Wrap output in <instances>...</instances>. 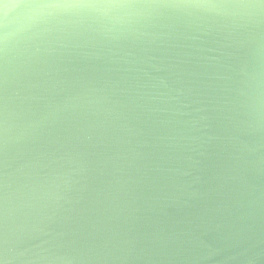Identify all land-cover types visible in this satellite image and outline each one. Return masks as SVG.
<instances>
[{"label":"water","instance_id":"obj_1","mask_svg":"<svg viewBox=\"0 0 264 264\" xmlns=\"http://www.w3.org/2000/svg\"><path fill=\"white\" fill-rule=\"evenodd\" d=\"M129 12L0 7V256L264 264V5Z\"/></svg>","mask_w":264,"mask_h":264},{"label":"snow or ice","instance_id":"obj_2","mask_svg":"<svg viewBox=\"0 0 264 264\" xmlns=\"http://www.w3.org/2000/svg\"><path fill=\"white\" fill-rule=\"evenodd\" d=\"M235 0H14L17 12L24 15L30 21L57 20L78 12H101L107 17H119L120 13L131 14L129 10L148 6L160 8H172L175 6H189L194 8L213 7L227 5ZM264 5V0H256ZM8 3V0H0V7ZM123 18V17H119ZM7 17L0 15V81H2V61L5 48L8 43ZM0 98H2V87H0ZM3 111L0 105V140H2ZM3 206L2 184H0V211ZM43 231L37 229L24 236L26 242H31L36 234ZM3 237L0 235V245ZM39 246V245H37ZM0 264H5L4 258L0 256Z\"/></svg>","mask_w":264,"mask_h":264},{"label":"clouds","instance_id":"obj_3","mask_svg":"<svg viewBox=\"0 0 264 264\" xmlns=\"http://www.w3.org/2000/svg\"><path fill=\"white\" fill-rule=\"evenodd\" d=\"M8 252L10 253V247H8ZM19 259V257L13 256L10 254V260L11 261H17ZM6 264H8V261H6Z\"/></svg>","mask_w":264,"mask_h":264}]
</instances>
